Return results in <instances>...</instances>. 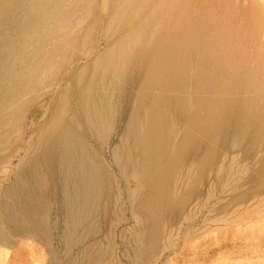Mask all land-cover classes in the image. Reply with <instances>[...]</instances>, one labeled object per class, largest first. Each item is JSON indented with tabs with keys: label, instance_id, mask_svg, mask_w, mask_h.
<instances>
[{
	"label": "bare ground",
	"instance_id": "bare-ground-1",
	"mask_svg": "<svg viewBox=\"0 0 264 264\" xmlns=\"http://www.w3.org/2000/svg\"><path fill=\"white\" fill-rule=\"evenodd\" d=\"M236 1L0 0V178L10 182L0 190V246L21 242L14 257L35 254L24 241L30 238L57 257L51 200L67 220L63 230L51 222L65 243L95 222L103 202L107 222L111 174L96 143L108 147L102 138L115 118L138 183L133 192L148 179L159 189L141 206L152 218L172 197L158 176L169 173L180 123L186 142L200 130L211 141L227 137L231 120L261 127L262 114L248 107L260 95L234 96L255 84L243 87L251 69L239 58L246 19ZM258 37L264 47V27ZM42 91L46 104L34 107ZM28 111L36 121L26 142L20 132Z\"/></svg>",
	"mask_w": 264,
	"mask_h": 264
},
{
	"label": "rangeland",
	"instance_id": "rangeland-1",
	"mask_svg": "<svg viewBox=\"0 0 264 264\" xmlns=\"http://www.w3.org/2000/svg\"><path fill=\"white\" fill-rule=\"evenodd\" d=\"M236 5L241 10L236 12L246 19L243 26L245 54L239 58L251 69L249 75L243 76V87L248 80L255 84L249 89L238 88L239 93L234 96L249 102L260 95L258 103L251 102L248 107L262 114L258 125L261 127L240 117L239 127L232 120L227 126V137L211 141L200 130L194 140L186 139V142L188 132L180 123L169 173L158 176L172 197L169 203L158 207L152 218L141 206L143 200L159 193V189L148 179L144 189L133 192L138 183L130 174L128 149L122 144L123 126L115 118L113 127L105 132V139L102 138L104 143L109 142L108 147L96 143L111 174L107 222L103 202L102 208L94 214L95 222L85 227L83 234L80 231L79 237L65 243L63 239L60 241L53 224L58 222L63 230L67 220L63 210L51 200L47 206L48 222L53 230L52 247L59 250L57 259L49 255L38 240L26 238L24 241L35 245V254L14 257V250L21 242L15 244L13 240V248L0 246V264H40L43 260L46 264H84L86 259L85 264H264V47L258 37L264 27V0H237ZM100 46L103 47L102 40ZM43 93L34 96V107L46 104ZM118 109L119 104L115 113ZM34 121L33 113L28 111L20 132L26 142L33 134ZM16 136L14 132L11 140L17 141ZM197 137L200 140H196ZM5 151L8 154L10 149ZM132 153V158L141 154L140 151ZM17 162L15 157L14 166ZM15 179L14 176V182ZM0 182V190L10 186L9 181L1 179ZM116 198L117 206L114 205ZM134 211L143 215L142 223L134 216Z\"/></svg>",
	"mask_w": 264,
	"mask_h": 264
}]
</instances>
